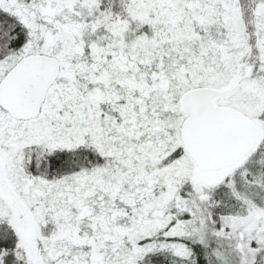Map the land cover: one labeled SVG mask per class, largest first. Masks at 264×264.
Here are the masks:
<instances>
[{
	"label": "snow or ice",
	"instance_id": "6c2138e0",
	"mask_svg": "<svg viewBox=\"0 0 264 264\" xmlns=\"http://www.w3.org/2000/svg\"><path fill=\"white\" fill-rule=\"evenodd\" d=\"M0 264H264V0H0Z\"/></svg>",
	"mask_w": 264,
	"mask_h": 264
}]
</instances>
